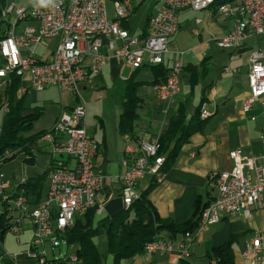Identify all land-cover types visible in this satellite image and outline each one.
<instances>
[{"label":"built area","instance_id":"2783aa9c","mask_svg":"<svg viewBox=\"0 0 264 264\" xmlns=\"http://www.w3.org/2000/svg\"><path fill=\"white\" fill-rule=\"evenodd\" d=\"M112 5L114 18L111 20L107 17L106 0H62L58 7L48 8L34 7L32 2L27 8H15L11 4L0 11V22L10 13L16 17L0 35V88L10 83L13 74L21 78L28 75L32 90L42 91L54 86L61 92L71 93L75 99L73 107L62 110L53 127L40 138L51 154L43 201L30 208L25 196L14 197V193L22 189L12 187L11 181L0 171V200L15 213V223L7 234H19L25 220H29L33 228L24 261L19 264H81L73 248L69 252L67 247L62 256L48 259L45 244L53 247L62 242L66 244L65 231L74 225L77 217H82L92 207H96L97 213L103 210V202L98 203L97 197L106 184V175L94 158L98 142L86 128L80 83L97 76L112 57L120 61V72L124 68L134 72L164 63L170 38L178 30V15L183 10L213 8L217 15L231 18L232 29L216 41L222 49H236L251 36L264 38V0H160L159 9L148 20L144 37L131 36L121 27V21L133 10L132 0H114ZM22 21H33L36 25L26 24L16 33V25ZM49 38H57V44L47 59H38L33 52L21 55V49ZM183 69L181 59L174 61L166 80L152 87L163 105L162 113H167L180 92ZM247 78L249 92L242 110L248 112L258 104L264 118V48L258 47L250 53ZM7 112L8 104L3 102L0 132ZM208 116L202 106L200 117ZM260 138L264 144V126ZM125 140L123 172L119 176L123 209L139 197V182L145 175L155 176L157 182L162 180L159 170L164 163V157L157 156L158 136L135 141L126 137ZM18 150H5L0 155V166ZM229 157L231 169L216 175V196L200 211L195 231L184 233L179 258L173 264H180L182 258L189 256L187 243L199 232L224 218L249 217L253 209L264 210V153L246 156L233 149ZM143 251L163 255L171 253L173 246L170 240L157 237L146 243ZM5 257L11 256L4 250L0 264ZM241 258L247 264H264V231H256L245 243Z\"/></svg>","mask_w":264,"mask_h":264},{"label":"crops","instance_id":"0c3cea01","mask_svg":"<svg viewBox=\"0 0 264 264\" xmlns=\"http://www.w3.org/2000/svg\"><path fill=\"white\" fill-rule=\"evenodd\" d=\"M16 2V0L11 2L0 0V11L11 4L16 8ZM31 2L32 0H29V5ZM132 4L133 10L125 19V22L131 35L130 19L137 8H144L142 30L135 35H131L140 37L144 29L147 31V20L159 9L160 0H132ZM27 7L20 6L19 8ZM113 18L114 16L109 19ZM197 19H200V21L196 22ZM178 22V30L170 38L169 51L164 56V65L170 69L174 61L178 59L183 61L186 69L182 72L180 78V92L170 103L167 113H162L163 105L155 96L153 86L149 85L156 103L148 102L144 97L139 96L142 99V105L138 110L139 119L135 123L134 134L138 138L144 139L159 136L165 130L168 120L176 114L180 104L184 106L187 120L194 115L195 109L201 103V107L204 106L209 113L208 117L203 118L205 124L202 131L194 133L189 141L181 147L173 164L148 195L161 218L170 219L175 224H182L193 218L197 207H202L216 196L214 180L219 172L231 169L232 160L229 157L231 150L238 149L246 156H261L264 153V144L260 138L264 126L261 107L256 104L248 112L242 110V103L249 92L247 78L249 56L258 47L264 48V38L251 36L236 49L218 47L216 41L232 29V19L217 15L213 8L202 11L183 10L178 15ZM9 24L11 22L8 21V16L6 20H1L0 35L2 31L8 28ZM26 24L36 25L33 21L18 22L15 32L20 33L22 27ZM183 27H185L184 30H182ZM188 29L192 36L198 38V42L194 43L192 38L185 40L188 37ZM56 44L57 38L44 40L33 46V56L41 60L47 59ZM213 45L227 52V55L221 53L218 56L222 63H219L215 69L211 68L213 55L209 50V47L211 48ZM29 49H21V55H28ZM146 68L139 69L138 73H142ZM132 73L127 68L120 72V61L112 57L97 76L80 83L79 90L82 96L86 92L95 90L97 92L96 98L102 100L101 91L105 93L108 84L125 83ZM23 76L18 92V95L23 96V113L28 114L35 110H41L42 115L44 113L43 106L40 108H38L39 106H32L37 97L29 95L34 90L30 88L28 75ZM121 76L127 77L126 80H123ZM151 80L152 75L149 81ZM2 91L3 87L0 88V95ZM41 92L56 93L51 101L55 105L53 111L55 114L54 123L62 110L69 109L75 104V99L71 93L61 92L54 86ZM189 95H195L196 99L195 105L188 110ZM122 97L123 95L120 98L121 101ZM26 98H28L27 101ZM32 100L34 101L32 102ZM47 100L46 98L43 99L44 102H48ZM145 108L148 113L153 112L154 116L152 121L148 122V127L140 129L138 124V121L141 120L140 111ZM121 111L122 105L120 113ZM251 117L254 119H251ZM85 122L87 124V118ZM116 122L118 123V121ZM117 123L116 128L110 134L107 133L100 117H97V123L92 127V131L88 130L86 126L88 132L98 142V149L94 158L106 175V184L97 197L98 203L103 202V210L100 213L95 210L94 224L100 221L106 223L123 209L119 176L123 172L121 160L126 140L119 133ZM50 163L51 158L48 164L42 167L41 173L49 168ZM14 179L15 176L12 174L10 180L12 187L19 186L25 180L15 183ZM150 179V175L144 176L139 182V191L148 187ZM47 186L48 179L41 191V201L45 199ZM102 214L105 216L102 217ZM32 230L30 221L25 220L23 230L19 234H12L14 236L13 241V238L10 241L7 240L8 234L5 236L3 249L14 260V262H8L9 264H19L24 261L23 255L30 243ZM256 231H264V210L253 209L249 217L238 215L231 219L224 218L193 236V239L187 243L189 257L191 260L192 258L200 259L211 248L220 246L230 237H233L234 264H247L241 258V252L245 243ZM183 235V233H178L172 236L166 230L161 231L157 237L170 240L173 251L163 255L144 253L131 261H127L128 264H173L179 258V244L184 240Z\"/></svg>","mask_w":264,"mask_h":264},{"label":"trees","instance_id":"16d2710c","mask_svg":"<svg viewBox=\"0 0 264 264\" xmlns=\"http://www.w3.org/2000/svg\"><path fill=\"white\" fill-rule=\"evenodd\" d=\"M121 27L127 29L125 20L121 21ZM145 35L146 29L143 30L140 37ZM147 68L152 75L151 81L137 80L139 70L134 71L125 81V91L121 101L122 111L119 114L117 129L124 138L127 137L131 141L138 138L134 134L135 123L139 119L138 110L142 105V99L137 94L138 87L144 83L152 86L162 83L166 80L169 72V68L164 63ZM185 69L186 67H184L183 72ZM20 84L21 77L15 74L11 75L10 83L3 87L0 95V110L3 102L8 104V112L3 118L0 132V155L7 149L18 148H21L20 151H24L27 155H34L33 148L42 135L46 133V131H41L26 138L20 135L30 129L32 121L41 113L40 110L28 114L23 113V96L18 95ZM201 105L202 103L197 106L194 115L187 120L184 106L180 104L176 114L168 120L165 130L158 136L157 156L164 157V163L159 170L161 174L164 175L173 164L181 147L189 141V138L194 133L202 131L205 119L200 117ZM20 151L18 150L17 153ZM17 153L9 155L3 163L13 159ZM150 176L148 187L139 191V197L127 209H122L106 223L101 221L96 224L93 223L96 207H92L82 217H77L74 225L65 231L66 247L67 249L73 248L81 259V264H103L105 254H100L93 243V237L99 233L100 229H103L107 234V253L112 254L113 264H124V262L143 255L144 245L155 240L163 230L168 231L172 236L195 231L198 226L200 211L206 204L197 207L193 218L182 224H175L170 219L161 218L148 197L152 188L158 183L155 176ZM48 178L49 170L47 169L39 175L25 179L19 185V189L22 191L14 193V197L25 196L27 204L30 208H34L41 202V191ZM2 204L3 210L0 212V256L4 255L3 241L5 236L9 228L15 223L13 209L10 210L9 207L6 208L4 203ZM233 240L234 238L230 237L222 245L211 248L204 255L203 261L194 262L188 256L182 258L180 264H234ZM3 261L12 262V258L5 257Z\"/></svg>","mask_w":264,"mask_h":264},{"label":"rangeland","instance_id":"374dc122","mask_svg":"<svg viewBox=\"0 0 264 264\" xmlns=\"http://www.w3.org/2000/svg\"><path fill=\"white\" fill-rule=\"evenodd\" d=\"M8 2H11L12 0H6ZM16 8H19L20 6L27 7L29 5V0H16ZM144 8H137L135 14L130 19V33L131 35H135L138 32L142 30V27L144 25V14H143ZM106 11L107 16L109 18H112L114 16V10L111 0H106ZM15 14L10 13L8 14V21L13 23L15 21ZM185 27L182 28L184 30ZM190 30H187L188 37L185 40H190L192 38L195 42H198V38L195 36H192L189 32ZM263 40V39H262ZM212 45V44H211ZM41 46V45H40ZM30 49L28 51H33V46L29 47ZM210 53L213 55V63L211 65V68L215 69V67H218L219 63L221 62V59L218 58V56L221 53H224V55H227L226 50L222 51L220 48H218L216 45L209 47ZM226 57V56H225ZM126 73V72H125ZM24 77V76H23ZM127 78V77H126ZM22 79V78H21ZM137 80H143V81H149L151 79V72L149 68H146L142 71V73H138ZM125 83L119 82L115 84H108L107 89H105V93L101 91V94L103 96L102 100H98L97 92L95 90H92L90 92H86L83 94V97L85 98V113L87 118V124L88 130L92 131V127L97 123V117L102 118L104 127L108 134L111 133L116 128V121L119 118V113L121 110V96L124 94L125 91ZM80 89V85H79ZM54 93V92H53ZM52 92H31L29 95H35L37 99L33 103L34 106H43V114H39L38 117H36L32 121V125L30 129L26 132H22L20 135L22 137H29L31 135H34L36 133H39L41 131H48L50 130L54 125V103H51L52 99L54 98L55 94ZM82 94V93H81ZM137 94L141 97H144L146 101L156 103V101L153 99V95L151 92V89L149 87L148 83H144L140 85L137 89ZM48 99V102H44L43 99ZM105 98V101H104ZM39 99V100H38ZM195 95H189V102L187 103L188 110L191 106L195 105ZM28 98H26V101ZM34 100H32L33 102ZM46 103V105H44ZM104 103V104H102ZM29 106V103L27 104ZM41 111V110H40ZM153 114V115H152ZM147 116V117H146ZM154 116V113L151 114L148 113L147 109H142L140 111V118L141 120L138 121V124L140 126V129L148 127V122L152 121V117ZM155 119V118H154ZM44 142H42L40 139L37 141V144L33 148L34 155H27L24 151H20L21 148H18L20 152H18L15 157L7 162H5L3 165L0 166V171L3 173L4 178L7 180H11L12 174L15 176V183L21 182L26 178H30L34 175H39L41 173L42 167H45L48 162L50 161L51 154L50 150L45 146ZM46 149V150H45ZM16 150V149H14ZM66 158V156H64ZM3 210V204L0 200V212ZM102 217L105 215L102 214ZM14 240V236L12 234L7 235V240L10 241ZM11 241V242H12ZM13 243V242H12ZM93 243L96 247V249L100 252V254L104 255L105 257L103 259V264H113V256L110 253H107V234L103 229L99 230V233L93 237ZM14 244V243H13ZM72 248H69V252ZM45 251H46V257L48 259L50 258H58L59 256H62L66 252V244L60 243L59 246H52L50 243L45 244ZM205 258L202 256L200 259H193L194 262H200L203 261ZM129 262H124V264H128ZM2 264H9V263H2Z\"/></svg>","mask_w":264,"mask_h":264},{"label":"clouds","instance_id":"9594fccd","mask_svg":"<svg viewBox=\"0 0 264 264\" xmlns=\"http://www.w3.org/2000/svg\"><path fill=\"white\" fill-rule=\"evenodd\" d=\"M33 6L37 8L58 7L62 0H32Z\"/></svg>","mask_w":264,"mask_h":264}]
</instances>
